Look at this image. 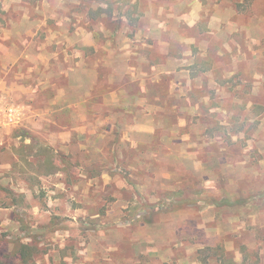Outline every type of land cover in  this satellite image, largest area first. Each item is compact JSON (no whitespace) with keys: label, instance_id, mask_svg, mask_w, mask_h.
<instances>
[{"label":"rangeland","instance_id":"374dc122","mask_svg":"<svg viewBox=\"0 0 264 264\" xmlns=\"http://www.w3.org/2000/svg\"><path fill=\"white\" fill-rule=\"evenodd\" d=\"M4 151L0 264H264V0H0Z\"/></svg>","mask_w":264,"mask_h":264},{"label":"crops","instance_id":"0c3cea01","mask_svg":"<svg viewBox=\"0 0 264 264\" xmlns=\"http://www.w3.org/2000/svg\"><path fill=\"white\" fill-rule=\"evenodd\" d=\"M8 152L7 151H4L3 153H0V161L1 162H4V161H6L7 159H8Z\"/></svg>","mask_w":264,"mask_h":264},{"label":"trees","instance_id":"16d2710c","mask_svg":"<svg viewBox=\"0 0 264 264\" xmlns=\"http://www.w3.org/2000/svg\"><path fill=\"white\" fill-rule=\"evenodd\" d=\"M24 255L25 253L22 251V253L20 254L21 258H23Z\"/></svg>","mask_w":264,"mask_h":264}]
</instances>
